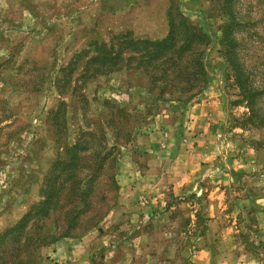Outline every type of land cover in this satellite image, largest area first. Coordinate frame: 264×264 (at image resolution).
I'll use <instances>...</instances> for the list:
<instances>
[{
  "label": "rangeland",
  "instance_id": "374dc122",
  "mask_svg": "<svg viewBox=\"0 0 264 264\" xmlns=\"http://www.w3.org/2000/svg\"><path fill=\"white\" fill-rule=\"evenodd\" d=\"M167 8L206 36L194 48L203 76L194 65L187 76L168 74L166 87L122 63L71 91L82 57L61 87L63 67L90 40L161 38ZM230 12L227 35L254 119L225 54L222 0H0V234L41 200L50 167L80 130L91 135L78 188L113 146L78 224L69 227L71 204L82 207L70 183L19 239L0 240V264H17L14 253L22 264H49L56 242L60 251L86 246L91 264H264V0H232ZM197 113L205 119L194 121ZM120 174L131 178L128 204Z\"/></svg>",
  "mask_w": 264,
  "mask_h": 264
},
{
  "label": "trees",
  "instance_id": "16d2710c",
  "mask_svg": "<svg viewBox=\"0 0 264 264\" xmlns=\"http://www.w3.org/2000/svg\"><path fill=\"white\" fill-rule=\"evenodd\" d=\"M231 6L232 0H222L223 13L228 18V21L223 25L222 30L223 40L228 47L225 54L230 61L229 63L233 72L234 80L241 89L243 97L247 100V117L249 119H254L255 110L252 107V92L244 89L241 84L242 76L238 69L236 55L233 50V39L227 35L231 26L235 25L234 17L230 12ZM166 18L168 26L167 31L158 39H139L132 37L129 33H119L111 36L109 41L90 40L87 44V48L81 53L73 55L63 67L64 73L66 72V74L63 75L65 78L62 80L61 87L63 88V84L67 79L70 80V75L75 69L74 67L76 66L77 61L82 57L83 61L81 63L80 73L73 79L71 91L76 88L75 84L78 79L82 80L91 75L117 71L120 69L122 63L125 64L127 69L137 68L143 72L145 71L151 78L150 81L152 84L156 81H164L163 83L166 87H170L171 84V82L167 80L168 74L175 72L176 74L183 73L187 76L188 73H191L189 71L194 65L198 67V73L203 76L205 72L199 57L201 56L202 51L196 53L194 48L195 45L205 41L206 36L189 20L181 16V14L178 15L179 19L178 22H176L175 17L171 12V8H167ZM90 52L91 54H88ZM132 62H135V64H132ZM196 73L197 72L195 71L194 74L198 75V73ZM202 81L204 82V79ZM62 104L63 102L60 101L55 112L63 110L60 109ZM257 119L259 122L263 121V118ZM86 135L87 138L85 137ZM90 135V130H80L74 142L64 148L63 157L57 158L49 169L48 176L45 179L41 191V200L32 205L11 227L7 228L0 234L1 241L8 237L10 233H17L15 235L17 236V239H19V233L25 230L24 228L29 220L36 217L34 219L36 221L46 217L58 204L62 192L66 189V185H69L70 183V196L76 197V191L79 189L80 195L78 202L82 204V207H76L71 204V207L69 208L71 224L69 227L73 228L78 224L81 213L87 208L86 199L93 189V183L96 177L101 173L100 171L105 160L111 155V149L113 147L110 146V151L108 149V151L106 150L101 154L98 166L95 167L93 173L87 176L83 186H79L78 188V184L80 185L82 182L80 178H77L79 177L78 171L82 168L80 163V153L90 149ZM113 143L116 142L113 141ZM35 239L36 245L38 239L39 246L47 243L45 237H41L40 234ZM0 253L2 254L3 252L1 251ZM14 259L17 264H22L17 253H14Z\"/></svg>",
  "mask_w": 264,
  "mask_h": 264
},
{
  "label": "crops",
  "instance_id": "0c3cea01",
  "mask_svg": "<svg viewBox=\"0 0 264 264\" xmlns=\"http://www.w3.org/2000/svg\"><path fill=\"white\" fill-rule=\"evenodd\" d=\"M194 121H200L201 119H205V114L203 113H197L194 117ZM189 128V127H188ZM198 136H195V139ZM195 150L198 149L197 147L194 148ZM140 178V177H139ZM131 180V178H128V176L126 175H119V188H118V193L120 196V202L121 203H129L130 201L132 202V198L133 193L131 188L129 187V181ZM140 181L144 182V183H148V179L146 178H140ZM128 184V185H127ZM123 201V202H122ZM126 201V202H125ZM80 243V242H79ZM82 243L84 244V240L82 241ZM61 243L56 242L55 244H53L50 247V256L48 258V261H46V263L49 264H91V262L87 259V257H84V250L85 247L84 245L81 246V250L80 249H74L73 247H75L76 245L70 244L68 242V244H66L65 247V251H60L59 248L62 249V245ZM59 246V247H58ZM80 246V245H79ZM81 251H83L82 253H80ZM64 253V254H61ZM46 258V256L44 257ZM247 259V258H246ZM252 260H255L256 263H258L259 259L258 258H254L250 259L249 258V263H253ZM248 262V259H247ZM261 262L264 263V260H262ZM239 262L235 263L238 264Z\"/></svg>",
  "mask_w": 264,
  "mask_h": 264
}]
</instances>
